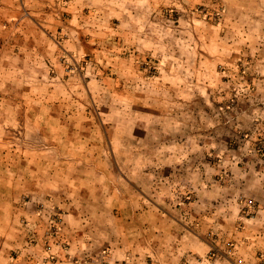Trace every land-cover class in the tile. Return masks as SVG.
Wrapping results in <instances>:
<instances>
[{
	"label": "rangeland",
	"instance_id": "obj_1",
	"mask_svg": "<svg viewBox=\"0 0 264 264\" xmlns=\"http://www.w3.org/2000/svg\"><path fill=\"white\" fill-rule=\"evenodd\" d=\"M92 1L80 16L58 14L63 106L52 117L69 140L56 147L77 150L81 167L61 175L86 187L93 226L64 235L48 190L46 204L15 221L12 247L0 237V264H160L146 223L169 228L174 209L197 242L179 264H215L217 189L232 167L264 160V93L246 65L264 56V0Z\"/></svg>",
	"mask_w": 264,
	"mask_h": 264
},
{
	"label": "crops",
	"instance_id": "obj_2",
	"mask_svg": "<svg viewBox=\"0 0 264 264\" xmlns=\"http://www.w3.org/2000/svg\"><path fill=\"white\" fill-rule=\"evenodd\" d=\"M93 3L92 0L66 3L0 0V237H5L2 245L7 247H12L9 244L15 237V221L20 215L28 218L38 203L46 204L45 197L52 189L56 194L47 203L54 201L64 211L61 223L64 235L93 226L84 213L89 206L86 187L76 182V178L70 180V175H61L78 172L81 167L75 159L77 150L60 151L56 147L57 140H69L68 134L63 139L62 119L52 117L54 110L63 106L56 95L62 90L55 39L58 14L64 9L80 16L83 8ZM257 7L258 4L252 6L254 12ZM233 17V24H237V18ZM66 43L72 46L76 42L69 39ZM241 57L231 56L230 61L234 64ZM249 57L246 56L247 72L253 75L255 87L264 93V56ZM48 145L52 148L47 149ZM48 158L55 161L60 158L64 164L53 166ZM48 167L54 175H47ZM231 173L229 186L217 189L215 197L214 229L219 232L220 241L215 264H264V160L256 157L251 166H234ZM21 195L26 201H21ZM171 215L174 217H170L169 228H164L161 218L158 224L146 223L152 227L149 239L157 245L160 264H179L197 243L188 227L175 222H186L182 220L186 218L184 213L174 209ZM136 234L140 242L146 240L142 229ZM125 242L128 244L126 238ZM160 248L166 250L160 252ZM198 250L203 254L206 244L199 245Z\"/></svg>",
	"mask_w": 264,
	"mask_h": 264
}]
</instances>
